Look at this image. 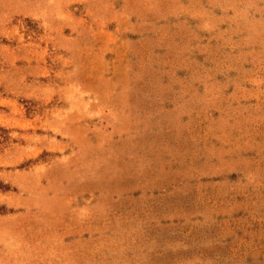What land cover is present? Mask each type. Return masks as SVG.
<instances>
[{"label": "rangeland", "instance_id": "374dc122", "mask_svg": "<svg viewBox=\"0 0 264 264\" xmlns=\"http://www.w3.org/2000/svg\"><path fill=\"white\" fill-rule=\"evenodd\" d=\"M0 264H264V0H0Z\"/></svg>", "mask_w": 264, "mask_h": 264}]
</instances>
